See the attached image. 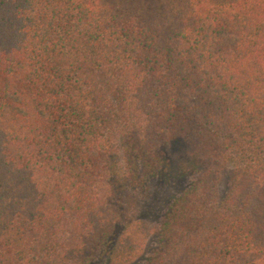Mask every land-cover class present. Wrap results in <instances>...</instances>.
Returning a JSON list of instances; mask_svg holds the SVG:
<instances>
[{"label":"trees","instance_id":"16d2710c","mask_svg":"<svg viewBox=\"0 0 264 264\" xmlns=\"http://www.w3.org/2000/svg\"><path fill=\"white\" fill-rule=\"evenodd\" d=\"M178 140L153 233L113 198ZM102 257L264 264V0H0V264Z\"/></svg>","mask_w":264,"mask_h":264},{"label":"rangeland","instance_id":"374dc122","mask_svg":"<svg viewBox=\"0 0 264 264\" xmlns=\"http://www.w3.org/2000/svg\"><path fill=\"white\" fill-rule=\"evenodd\" d=\"M160 151L164 159L174 168V175L168 179L163 176H156L150 179L144 188L131 187L130 192L126 188L118 186L113 198L118 208L121 206L123 208V203L128 208H132L136 204L135 208L138 210L139 219L143 220L142 223L144 222V225H148L153 233L161 226L169 206L178 197L180 192L189 185L192 179L188 176L179 177V169H183L184 164L191 157L189 148L184 141H175L169 146L161 147ZM227 185L228 179L226 178L222 185V194L225 193ZM121 200L122 202H119ZM149 243L151 245L154 244V238H150ZM95 264H109V262L106 258L102 257Z\"/></svg>","mask_w":264,"mask_h":264}]
</instances>
